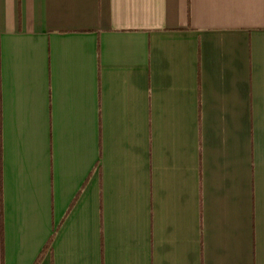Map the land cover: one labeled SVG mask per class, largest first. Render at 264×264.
Listing matches in <instances>:
<instances>
[{"label": "crops", "instance_id": "obj_1", "mask_svg": "<svg viewBox=\"0 0 264 264\" xmlns=\"http://www.w3.org/2000/svg\"><path fill=\"white\" fill-rule=\"evenodd\" d=\"M0 264H264V0H0Z\"/></svg>", "mask_w": 264, "mask_h": 264}]
</instances>
